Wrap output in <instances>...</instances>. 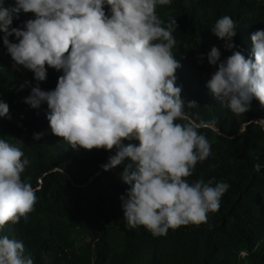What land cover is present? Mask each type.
Instances as JSON below:
<instances>
[{
	"label": "clouds",
	"instance_id": "9594fccd",
	"mask_svg": "<svg viewBox=\"0 0 264 264\" xmlns=\"http://www.w3.org/2000/svg\"><path fill=\"white\" fill-rule=\"evenodd\" d=\"M172 0H0V33L14 61L34 73L36 86L23 102L33 109L47 104L53 135L73 149H116L100 167L124 166L120 178L129 187L120 197L127 227L143 226L153 237L170 229L208 223L219 211L230 185L189 183L198 162L212 155L201 129L218 131L215 120L191 110L195 100L182 98L175 75L181 67L173 49L176 20L165 22L157 6ZM108 7V12L105 11ZM21 13L34 14L22 27H11ZM213 35L235 49L237 22L229 15L216 20ZM14 36L17 42L10 41ZM250 57L239 51L221 61L213 46L207 53L217 70L207 88L234 115L249 110L253 99L264 106V30L251 34ZM63 72L54 90L45 91L47 69ZM25 84L20 85L23 90ZM0 118L11 119L8 103L0 100ZM44 133H35L39 140ZM124 141H129L125 144ZM136 141L138 143H132ZM24 152L0 139V233L34 211L36 192L22 179L30 163ZM22 241L0 235V264H34ZM242 257L247 256L241 252Z\"/></svg>",
	"mask_w": 264,
	"mask_h": 264
},
{
	"label": "trees",
	"instance_id": "16d2710c",
	"mask_svg": "<svg viewBox=\"0 0 264 264\" xmlns=\"http://www.w3.org/2000/svg\"><path fill=\"white\" fill-rule=\"evenodd\" d=\"M12 4L14 0H5V6ZM156 12L165 26L170 20L177 23L173 53L181 64L175 75L182 98L197 102L193 113L216 121L218 131L200 130L211 143L212 155L198 162L186 179L228 183L219 211L209 213L208 223L170 229L161 237L143 226L127 227L120 197L129 186L120 173L130 161L104 171L100 166L115 155V148L73 149L53 135L47 104L33 109L23 102L37 84L34 73L2 55L0 100L8 103L11 119L0 118V139L24 152L22 159L30 163L22 179L38 189V199L27 222H9L0 235L22 241L24 255L34 264H264V106L253 99L249 110L236 116L206 86L218 67L207 61L213 46L220 50L221 61L236 50L251 56V34L264 30V0H172L158 5ZM224 15L237 22L232 41L237 47L232 50L211 31ZM25 21L21 13L12 26L22 27ZM61 75L62 70L48 68L40 88L54 90ZM35 133L44 135L36 140Z\"/></svg>",
	"mask_w": 264,
	"mask_h": 264
},
{
	"label": "built area",
	"instance_id": "2783aa9c",
	"mask_svg": "<svg viewBox=\"0 0 264 264\" xmlns=\"http://www.w3.org/2000/svg\"><path fill=\"white\" fill-rule=\"evenodd\" d=\"M105 11L108 12V7L105 8ZM31 14H32V13H31ZM11 27H13V26H11ZM9 39H10V41H12V42H17V41H16V38H15L14 36L9 37ZM0 54L3 55V56H5V55L9 56V54L7 53V49H6V47L3 45V40H2V38L0 39Z\"/></svg>",
	"mask_w": 264,
	"mask_h": 264
},
{
	"label": "rangeland",
	"instance_id": "374dc122",
	"mask_svg": "<svg viewBox=\"0 0 264 264\" xmlns=\"http://www.w3.org/2000/svg\"><path fill=\"white\" fill-rule=\"evenodd\" d=\"M25 19L26 20H28L29 19V13H27V14H25ZM1 54H0V58H1ZM3 57V59L4 60H6V61H8V62H10V63H12L13 62V60H12V58H11V56L9 55V56H7V55H5V56H2ZM19 145H21V141H20V143H19ZM81 239L79 240V243H81Z\"/></svg>",
	"mask_w": 264,
	"mask_h": 264
}]
</instances>
